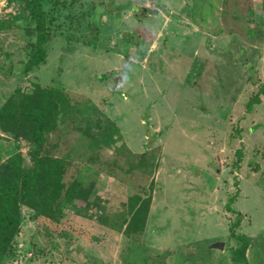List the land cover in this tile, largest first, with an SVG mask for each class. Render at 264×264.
Masks as SVG:
<instances>
[{"label":"rangeland","instance_id":"obj_1","mask_svg":"<svg viewBox=\"0 0 264 264\" xmlns=\"http://www.w3.org/2000/svg\"><path fill=\"white\" fill-rule=\"evenodd\" d=\"M200 1L149 0L137 17L145 0H43L48 57L26 76L29 13L0 0V108L33 84L77 96L46 148L66 160L65 182L82 184L55 220L22 207L3 264H236L226 204L237 189V233L250 264H264V98L246 111L264 86V0H227L211 17L217 39L195 30ZM32 148L0 130V164L19 150L30 170ZM152 181L146 224L129 238V200Z\"/></svg>","mask_w":264,"mask_h":264},{"label":"trees","instance_id":"obj_2","mask_svg":"<svg viewBox=\"0 0 264 264\" xmlns=\"http://www.w3.org/2000/svg\"><path fill=\"white\" fill-rule=\"evenodd\" d=\"M32 24V39L27 43L29 51L27 62L22 68L24 75L45 63L47 45L51 41L43 0H23ZM249 69H254L253 65ZM249 70V72H250ZM249 80L253 83V78ZM254 84V83H253ZM264 98V86H261L246 104V111L251 112L260 105ZM78 97L61 88L33 84L30 92L15 90L0 108V130L3 134L12 135L14 139L25 138L33 145L30 157L33 166L26 170L23 156L13 151L8 159L0 164V264L14 252L13 242L22 225L21 210L26 206L37 215L55 220L65 207H69L79 199L82 184L77 180L65 182L67 171L66 160L55 158L46 148V136L58 130L61 117L72 113L78 106ZM234 166L239 169L243 159V151L235 153ZM238 188V180H234ZM154 181L151 192L146 198L133 196L129 200L130 220L126 234L130 238L135 230L146 224L153 200ZM239 195V189L228 198L226 210L235 215L229 233L238 245L233 250L232 260L236 264H250L247 251L250 241L239 235L237 229L241 225L243 214L232 205ZM129 249L126 255L133 254Z\"/></svg>","mask_w":264,"mask_h":264},{"label":"crops","instance_id":"obj_3","mask_svg":"<svg viewBox=\"0 0 264 264\" xmlns=\"http://www.w3.org/2000/svg\"><path fill=\"white\" fill-rule=\"evenodd\" d=\"M226 2L227 0H201L200 2H198L204 6V9H203V14H201L200 16L197 15L198 17H200V18L197 17V19L207 20V21L206 22L199 21L200 26H197V27L195 26V30H197L203 36H210V38L217 39L218 37H222V35L226 36L222 33L218 34L219 30L217 29V26H216L217 23L215 26H213L214 23L212 22V19H211L212 16L216 17L217 20L223 17ZM194 3L195 2H193V4ZM198 3L196 2L195 4H198ZM206 24L208 26H206Z\"/></svg>","mask_w":264,"mask_h":264},{"label":"water","instance_id":"obj_4","mask_svg":"<svg viewBox=\"0 0 264 264\" xmlns=\"http://www.w3.org/2000/svg\"><path fill=\"white\" fill-rule=\"evenodd\" d=\"M137 11H138V9L135 8L134 9V15L137 16V17H142L144 14H146L147 12L152 11V10H149V9H146V8H142V9L139 10L140 13H137ZM213 248L219 249V250H224L225 244H223V243H216L215 245H213Z\"/></svg>","mask_w":264,"mask_h":264},{"label":"built area","instance_id":"obj_5","mask_svg":"<svg viewBox=\"0 0 264 264\" xmlns=\"http://www.w3.org/2000/svg\"><path fill=\"white\" fill-rule=\"evenodd\" d=\"M147 3L145 4V7L144 8H146V9H149V10H153L152 8H151V5L149 4V0H145ZM30 256H32L31 254H29Z\"/></svg>","mask_w":264,"mask_h":264}]
</instances>
